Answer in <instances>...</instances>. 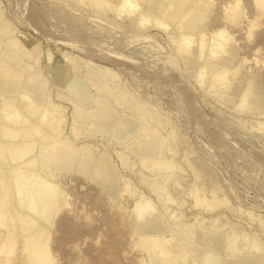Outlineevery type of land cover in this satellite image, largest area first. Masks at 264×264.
Masks as SVG:
<instances>
[{"label":"rangeland","instance_id":"1","mask_svg":"<svg viewBox=\"0 0 264 264\" xmlns=\"http://www.w3.org/2000/svg\"><path fill=\"white\" fill-rule=\"evenodd\" d=\"M0 264H264V0H0Z\"/></svg>","mask_w":264,"mask_h":264},{"label":"bare ground","instance_id":"2","mask_svg":"<svg viewBox=\"0 0 264 264\" xmlns=\"http://www.w3.org/2000/svg\"><path fill=\"white\" fill-rule=\"evenodd\" d=\"M191 39H192V38H191ZM200 45H201V44H200ZM203 47H204V45H203ZM83 89H84V88H83ZM79 90H80V89H79ZM82 91H83V90H82ZM22 94H23V93H22ZM4 100H5V99H4ZM8 102H9V101H8ZM3 107H4V105H3ZM5 108H6V107H5ZM8 108H9V107H8ZM8 108H6V109H8ZM44 109H45V108H44ZM46 109H47V107H46ZM50 111H51V110H50ZM42 112H43V116H45V115H44V111H42ZM42 112H41V113H42ZM47 112H48V111H47ZM45 113H46V111H45ZM51 113H52V112H51ZM46 114H48V113H46ZM50 115H52V114H50ZM40 116H41V115H40ZM45 117L47 118V115H46ZM45 117L42 119V121H43V120L45 121ZM54 117H55V116H54ZM51 119H52V118H51ZM51 119H50V121H51ZM40 120H41V119H39V121H40ZM48 120H49V119H48ZM48 120H46V121H48ZM52 121H53V120H52ZM52 121H51V122H52ZM52 123H53V122H52ZM40 125H41V124H40ZM34 128H35V127H34ZM29 133H30V132H29ZM36 133H37V132H36ZM36 133H35V135H36ZM39 133H40V132H39ZM42 134H43V133H42ZM38 135H39V134H38ZM41 136H42V135H41ZM39 137H40V136H39ZM37 140H38V139H37ZM62 153H64V156H65V155H69V154H68V153H69L68 150L65 151V152H62ZM59 159H60V162H61V161H64V159H63L62 157H60ZM51 195H52V194H51ZM53 196H54V195H53ZM53 196H50V198H47V196H46V197H44L43 199H44V201H46L45 198H47V201H48V199H49V200H51L53 203H55L56 200H55L54 198H56V197H53ZM43 199H42V200H43ZM47 201H46V203H47ZM49 203L51 204V202H49ZM49 203H48V204H49ZM50 204H49V206H50ZM55 205H56V204H55ZM51 206H52V204H51ZM51 206H50V207H51ZM47 207H48V205H47ZM53 207H54V206H53ZM45 208H46V207H45ZM51 208H52V207H51ZM51 208H50L49 210H51ZM39 210H40V209H39ZM43 210H45V209H43ZM41 212H42V210H41ZM41 212H40V214H41ZM45 212H46V211H45ZM42 214H43V213H42ZM48 214H49V213H48ZM48 214H47V215H48ZM44 215H46V213H44L43 216H44ZM47 215H46V216H47ZM43 216H42V217H43ZM44 217H45V216H44ZM44 217H43V218H44ZM47 217H48V216H47ZM45 218H46V217H45ZM45 218H44V219H45ZM24 224H25V223H24ZM26 225H27V224H26ZM23 226H24V225H23ZM30 227H31V226H30ZM30 227H27V228H29V230L26 228L27 231H29L28 233H31V232L34 231V229H33V228L30 229ZM39 227H40V226H39ZM24 228H25V227H24ZM32 229H33V231L30 232V230H32ZM35 229H36V228H35ZM38 229H39V228H38ZM24 230H25V229H24ZM22 231H23V230H22ZM41 231H42V230H41ZM36 232H39V231L37 230ZM36 232H35V233H36ZM25 233H26V232H25ZM25 233H24V234H25ZM35 233H34V234H35ZM39 233H40V232H39ZM31 235H32V234H31ZM40 235H41V234H40ZM37 236H38V235H37ZM37 236H36V237H37ZM28 237H29V239H31L30 236H28ZM41 238H42V237H41ZM34 239H35V238H34ZM38 239H39V238H38ZM42 239H43V238H42ZM24 240H25V239H24ZM35 240H36V239H35ZM35 240H34V241H35ZM211 240H212V239H211ZM27 241H29V240H27ZM30 241H31V240H30ZM30 241H29V242H30ZM32 241H33V240H32ZM32 241H31L30 245L33 243ZM38 241H40V239H39ZM42 241H43V240H42ZM209 241H210V240H209ZM7 242H8V241H7ZM216 242H217V241H216ZM219 242H220V241H219ZM26 243H28V242H26ZM38 243H39V242H38ZM40 243L42 244V242H40ZM7 244H9V243H7ZM7 244H6V246H5V247H6V250H7V248L10 247V245H9V247H8ZM33 244H35V243H33ZM36 244H37V243H36ZM25 245H26V244H25ZM38 245H39V244H38ZM254 245H255V244H254ZM213 246H214V245H213ZM252 246H253V245H252ZM27 247H28V246H27ZM37 247H38V246H37ZM219 247H220V246H219ZM40 248H41V247H40ZM4 250H5V249H4ZM9 250H10V248H9ZM1 251H2V250H1ZM7 251H8V250H7ZM7 251H6V252H7ZM11 251H12V250H11ZM44 252H45V251H44ZM40 254H41V251H40ZM40 254L37 253L35 256H33L34 259H36V256L39 257ZM42 254H43V253H42ZM31 255H32V254H31ZM41 256H42V255H41ZM30 258H31V257H30ZM38 259H39V258H38ZM30 261H31V260H30ZM33 262H34V261H33ZM34 263H35V262H34ZM41 263H42V262H41Z\"/></svg>","mask_w":264,"mask_h":264}]
</instances>
